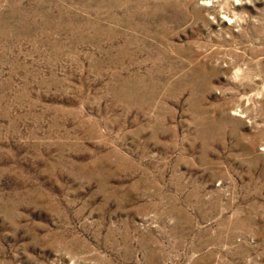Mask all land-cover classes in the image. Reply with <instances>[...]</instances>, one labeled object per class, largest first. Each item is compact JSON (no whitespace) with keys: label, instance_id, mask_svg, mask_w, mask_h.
<instances>
[{"label":"rangeland","instance_id":"obj_1","mask_svg":"<svg viewBox=\"0 0 264 264\" xmlns=\"http://www.w3.org/2000/svg\"><path fill=\"white\" fill-rule=\"evenodd\" d=\"M0 264H264V0H0Z\"/></svg>","mask_w":264,"mask_h":264}]
</instances>
